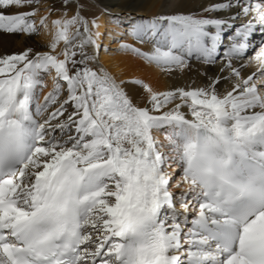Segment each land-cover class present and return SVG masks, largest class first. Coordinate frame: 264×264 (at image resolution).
Wrapping results in <instances>:
<instances>
[{
	"label": "snow or ice",
	"instance_id": "6c2138e0",
	"mask_svg": "<svg viewBox=\"0 0 264 264\" xmlns=\"http://www.w3.org/2000/svg\"><path fill=\"white\" fill-rule=\"evenodd\" d=\"M165 3L0 0V31L50 34L0 54V264H264V0ZM101 49L200 82L119 79Z\"/></svg>",
	"mask_w": 264,
	"mask_h": 264
},
{
	"label": "bare ground",
	"instance_id": "6f19581e",
	"mask_svg": "<svg viewBox=\"0 0 264 264\" xmlns=\"http://www.w3.org/2000/svg\"><path fill=\"white\" fill-rule=\"evenodd\" d=\"M88 5L83 15L92 17L93 15H100L103 8H107L113 12H132L133 14H139L141 16H151L161 12L167 13L172 9L165 3V0H94V5L90 3V0H83ZM74 3V0H72ZM208 0H175V9L184 12H198L199 9L194 7L197 4H207ZM51 4L54 5L56 11L54 16L61 15L63 12L62 0H41V5ZM74 8L70 3L68 7V15H72ZM43 14V12L39 13ZM106 17H101V20H105ZM253 33L252 39L258 41L262 38L261 34ZM50 39V34L45 30H41L38 35L27 34H8L0 31V54H10L11 52L21 50L24 47H33L39 51L48 50L42 47ZM129 42L131 37H128ZM104 43H108L107 39ZM114 47V44L111 45ZM137 47H142L147 50L149 45L137 44ZM100 60L110 71L114 72L119 79L132 80L135 78L143 79L146 83H149L154 89L164 90L169 85L183 86L185 84L192 83L195 80L199 83V78L196 76V69L200 67L199 62L192 60V69L186 70L183 74L176 73L174 76H167L161 73L155 66L149 65L141 58L134 56L130 53H105L103 49L100 52ZM211 75L213 72H217L218 68L215 66H205ZM223 86V85H222ZM125 90L132 96L133 100L139 97L142 93V89L133 84L126 83L124 85ZM48 91V88L43 89V92ZM42 92V97H43ZM41 97V98H42ZM162 138V137H161Z\"/></svg>",
	"mask_w": 264,
	"mask_h": 264
},
{
	"label": "rangeland",
	"instance_id": "374dc122",
	"mask_svg": "<svg viewBox=\"0 0 264 264\" xmlns=\"http://www.w3.org/2000/svg\"><path fill=\"white\" fill-rule=\"evenodd\" d=\"M42 6V5H41ZM44 6V5H43ZM43 6H42V10H41V12H43ZM42 30V29H41ZM41 32V31H40ZM39 32V33H40ZM259 33V32H258ZM128 39V38H127ZM259 41V40H258ZM113 47V46H112ZM41 95H42V93H41ZM42 97V96H41Z\"/></svg>",
	"mask_w": 264,
	"mask_h": 264
}]
</instances>
